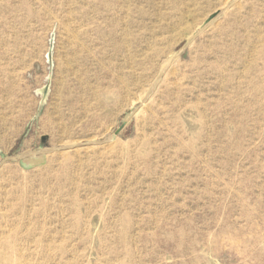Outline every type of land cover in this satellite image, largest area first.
<instances>
[{
  "label": "rangeland",
  "instance_id": "374dc122",
  "mask_svg": "<svg viewBox=\"0 0 264 264\" xmlns=\"http://www.w3.org/2000/svg\"><path fill=\"white\" fill-rule=\"evenodd\" d=\"M52 34L47 105L0 156V264H264V0H0L27 109Z\"/></svg>",
  "mask_w": 264,
  "mask_h": 264
},
{
  "label": "water",
  "instance_id": "95a60500",
  "mask_svg": "<svg viewBox=\"0 0 264 264\" xmlns=\"http://www.w3.org/2000/svg\"><path fill=\"white\" fill-rule=\"evenodd\" d=\"M54 40H55V35H51V39L49 42V51L47 54V63L49 65L48 67V75L45 78L44 85L41 88H38L35 90V95L39 98V104L37 107V113L34 117V121H37L45 106L47 105V102L49 100L50 94H51V89H52V78H53V49H54ZM166 69V68H165ZM165 69L158 75L156 80L154 81L150 91L147 93L145 97V101L151 96V94L155 91L157 84L162 78V75L165 71ZM138 107L134 108L131 113L135 110H137ZM131 113L127 114L126 116L129 117ZM116 134H110L106 138L102 140H96L92 142H85V143H80V144H75V145H68V146H58V147H50V148H39L38 150H33V151H28L25 152L21 155L18 156H7L4 157V161H12V162H21L23 165L26 167H30L31 165H40L44 164L46 157L49 154H52L54 152H59V151H64V150H69L73 149L75 147H80V146H90V145H102L104 143L111 142L115 139ZM46 139V136L42 137V142H44ZM2 155V152L0 150V156Z\"/></svg>",
  "mask_w": 264,
  "mask_h": 264
},
{
  "label": "crops",
  "instance_id": "0c3cea01",
  "mask_svg": "<svg viewBox=\"0 0 264 264\" xmlns=\"http://www.w3.org/2000/svg\"><path fill=\"white\" fill-rule=\"evenodd\" d=\"M18 89V86L15 88L12 84L11 90L0 93V150L2 154L20 144L21 139H23L21 142L25 141L30 133V120H33L36 115L32 116V107H38L36 103L34 105L31 103L28 109L21 106Z\"/></svg>",
  "mask_w": 264,
  "mask_h": 264
}]
</instances>
